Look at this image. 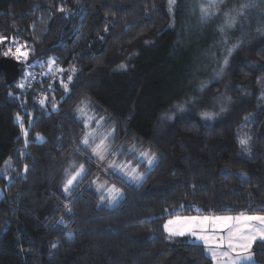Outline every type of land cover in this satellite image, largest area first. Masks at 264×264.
<instances>
[{"label":"trees","instance_id":"trees-1","mask_svg":"<svg viewBox=\"0 0 264 264\" xmlns=\"http://www.w3.org/2000/svg\"><path fill=\"white\" fill-rule=\"evenodd\" d=\"M190 1L176 0L171 13L168 0H0V57L16 59L17 45L28 52L13 82L0 73V264H213L202 244L169 239L163 223L264 215V17L249 13L240 46L213 77ZM218 97L231 98L223 112ZM81 100L109 118L115 147L156 153L152 168L138 165L140 184L104 172L80 146ZM204 110L220 114L205 122ZM71 159L86 171L65 194ZM99 174L122 189L110 206L93 187ZM252 254L264 264V241Z\"/></svg>","mask_w":264,"mask_h":264},{"label":"snow or ice","instance_id":"snow-or-ice-1","mask_svg":"<svg viewBox=\"0 0 264 264\" xmlns=\"http://www.w3.org/2000/svg\"><path fill=\"white\" fill-rule=\"evenodd\" d=\"M176 0H169L170 10L173 5H175ZM225 3V0H197V7L200 13L201 22H207L216 15L220 13L221 6ZM261 4H264V0H242L239 5H234L232 8L223 12L224 20L223 23L218 25L217 30L221 34L220 43L224 45V55L218 61L219 68L214 69L216 76H219L223 73L224 68L227 67L229 63V57L232 53L240 46V41L236 43L229 44L228 31L235 28L237 23L241 19H248L249 13L260 7ZM63 11V9H61ZM264 30V29H259ZM7 37L0 36V42L6 40ZM15 43V38H13ZM26 48V45H17L16 47V59H26L28 52L22 51ZM11 52L9 49L8 52H5L4 55H8ZM52 63H55L53 60ZM121 68L126 66L121 65ZM63 71V70H61ZM75 71V68H73ZM68 81H71L73 77L69 75L67 77ZM65 90H68V85H63ZM18 87L23 88V83L19 84ZM206 85L201 83L198 91L203 93ZM264 89V84L261 85ZM264 94V91H262ZM220 100L223 104L224 100H230V97L226 98H216ZM197 97H192L191 101L196 102ZM45 101L41 100L40 103L43 104ZM179 111H185L186 108L182 105L177 106ZM82 114L84 112L83 108L78 107L77 109ZM226 109L222 106L220 112L225 111ZM220 113L204 110L200 113L201 119L205 122L212 121ZM171 119V116L166 117ZM19 119V117H17ZM105 117L101 116L95 122L99 125ZM247 119V118H246ZM90 123L89 120H85V126H88ZM21 128L24 126L21 124ZM115 132L114 128H110L108 131L100 134L99 143H95L92 146L93 142L97 138L98 129H92L89 132H86L82 138V143L91 148V151L96 155L100 160L106 158V154L110 152L111 145L109 144V137ZM27 129H24V135L27 136ZM37 139H43L37 134ZM250 136H243L239 138V144L245 154L250 155L251 149L249 146ZM27 143V141H26ZM134 150V149H133ZM115 154V153H112ZM141 157L144 158L147 166L152 168L158 160L156 153L151 150L141 151L139 153ZM25 171H27V165L24 166ZM110 167L116 169L117 171L123 173L129 180L139 183L144 177L145 173L139 171V166L132 167L131 162L127 164H117L115 161L110 162ZM85 167L83 164L79 165L74 172L68 175V178L63 184V191L70 194L74 190L77 181L85 173ZM67 172V170H66ZM243 175V174H242ZM107 195H101L100 201H108L109 204L115 203L123 195L122 189L118 188L116 185H111L105 189ZM64 209L67 213H71L72 209L70 204L65 203ZM64 217L61 216L57 223L63 222ZM209 225L211 227H209ZM165 231L168 232V238L172 239L174 236H186L190 235L194 238V241L202 242L206 254L213 261V264H256L252 254V244L257 239L264 241V215H245L241 213L237 216H193V217H176L175 219H170L167 223L164 224ZM220 233H226L220 234ZM193 241V242H194ZM56 245L53 244V247Z\"/></svg>","mask_w":264,"mask_h":264},{"label":"rangeland","instance_id":"rangeland-1","mask_svg":"<svg viewBox=\"0 0 264 264\" xmlns=\"http://www.w3.org/2000/svg\"><path fill=\"white\" fill-rule=\"evenodd\" d=\"M241 2H242V0H225V3L221 6V10H220V13L218 15H216L212 19L208 20L207 22H201L199 9L197 7V0H191L190 1V10L192 11L190 14H191V16L193 14V17L196 20L195 21L196 25H194V26H196V27L199 26L201 28L202 37H203V39H205L207 41V44L209 45V49L211 51L210 56L213 58V61L215 63H217V68H219L218 61L224 55V45L220 43L221 34L217 30L218 25L223 23V20H224L223 12L232 8L234 5H239V3H241ZM168 4H169V0H168ZM256 11H258V13H257L258 15H262L264 17V4H261L260 7L256 8ZM171 13H172V10H171ZM255 14H256V12H253V15H255ZM243 22L245 23L246 19H241L237 23L235 28L228 31L227 34L229 37V44L230 45L232 43H235L238 40V39H236L237 33L241 29H243V27H242ZM248 23H249V20L246 22V24H248ZM10 57H12V56H10ZM215 76L216 75H214L213 77H215ZM216 104L217 105H215V106L219 107V108H217V110L220 111L221 107L223 106V105H221L222 103L220 102V100H217ZM78 107L84 109L83 114L77 110ZM177 111H178V109H177ZM210 111L215 112L216 110L215 111L210 110ZM75 114H76V117L82 122V125H83V132H82V135L80 137L79 144L82 148H84L93 157V159L95 161L102 164L104 172L111 171L113 173L120 175L122 178H124L126 181H128L130 183H133L135 185L140 184L142 181L139 183L133 182V181L129 180L126 176H124L123 173H121V172L117 171L116 169L110 167V162L115 161L117 164H127V162H131L132 167H136V166L141 164V165L145 166L147 169H149L146 162L144 161V158L139 155V153L141 151H148V150L142 148L137 143H131L130 145H128L126 147H121V146L115 147L114 142H113V134H112L109 137V141H108L109 144L111 145L110 152L108 154H106V158L104 160H100L96 155H94L92 153L91 148L89 146H86L82 143V138L84 137L86 132H89L92 129H98L97 138L95 139V141L92 144V146H94L95 143H99L100 134L108 131L110 128H114L112 123L110 122L109 118H107L104 114L100 113L97 109H95L92 105H90V103L86 100H81L76 105ZM169 115H171V114H169ZM101 116L105 117V119L98 125L95 121L98 120ZM85 120L90 121L88 126H85ZM112 153H115V154H112ZM132 160H134L136 163H134ZM79 165H81V164L78 163L77 161H75L74 159H71L69 161V163L67 164V167H66L67 172L65 170L64 182L68 178V175L70 173L74 172L75 169L79 167ZM81 178H79L77 183L80 181ZM92 184H93L94 189L98 192L99 198L101 195L106 196L107 193H106L105 189L111 186L110 184H108V182L106 181L104 176L101 174H99V177L98 176L96 177V179L93 181ZM65 194H68V193H65ZM101 203L108 205V206L114 204V203L109 204L107 200H105ZM217 216H232V215L218 214Z\"/></svg>","mask_w":264,"mask_h":264},{"label":"water","instance_id":"water-1","mask_svg":"<svg viewBox=\"0 0 264 264\" xmlns=\"http://www.w3.org/2000/svg\"><path fill=\"white\" fill-rule=\"evenodd\" d=\"M0 73L7 83L13 82L19 75V60L9 57H0Z\"/></svg>","mask_w":264,"mask_h":264},{"label":"crops","instance_id":"crops-1","mask_svg":"<svg viewBox=\"0 0 264 264\" xmlns=\"http://www.w3.org/2000/svg\"><path fill=\"white\" fill-rule=\"evenodd\" d=\"M237 215H239V214H236V215H232V216H237ZM245 215H247V214H245ZM193 217V216H199V217H203V216H217L216 214H195V215H174V216H172V217H170V218H168L164 223H163V226H164V224L165 223H167V221L168 220H170V219H175L176 217ZM209 227H211L210 225H209ZM164 228V227H163ZM165 230V229H164ZM167 234H168V232L167 231H165ZM220 234H224V235H226V233H220ZM190 240H192V241H194V238L193 237H191L190 235H186ZM257 240H260V239H257ZM195 242H197V243H200V244H202V242H200V241H195ZM203 245V244H202ZM204 247V246H203ZM205 250V249H204ZM213 262V261H212Z\"/></svg>","mask_w":264,"mask_h":264}]
</instances>
